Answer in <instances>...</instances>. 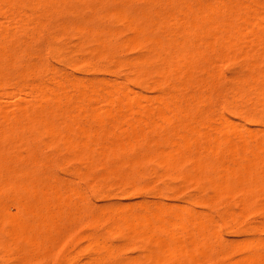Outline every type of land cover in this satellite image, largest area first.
Masks as SVG:
<instances>
[{"label": "rangeland", "instance_id": "rangeland-1", "mask_svg": "<svg viewBox=\"0 0 264 264\" xmlns=\"http://www.w3.org/2000/svg\"><path fill=\"white\" fill-rule=\"evenodd\" d=\"M2 1L3 2H1L0 0V9L3 11V14L0 13V34H2V36L0 35V111L3 112L2 114H4V116H0V119L3 118L2 120H0V186L2 187H0V206L3 208L0 209V213L2 212V210L4 212V210L7 209L8 206L11 204V206H9V209L11 207L13 213L16 212V214H18V218L16 217V221H19V224L16 221L15 223L19 226L21 225V223H23L22 225H29H27L28 228H26L25 230L22 228V231L24 230L25 233H28L26 234V236H28L31 232L32 237H36L35 232H37L39 229L40 232L46 230L47 234L45 232L37 233L38 236L41 235V238L38 237V240H30V237H25V233H19L15 229L16 227L14 226V224H12L13 226H11L15 229V232L13 234L12 231L14 230L10 228L9 223V228H7V221H4V218L6 219V217H1V215L3 214L1 213L0 219L4 217V222H1L2 219L0 220V264H178V262H181L182 264L183 260L184 262L189 260L187 263L183 262L184 264H235L236 262L237 264H239L240 262L243 263L244 261L252 259V257L254 260L258 256L263 258L264 260V155L261 154L262 152L260 153V150L263 151L262 148H264V0H218L219 2L217 0H143V2L142 0H7V2H9L8 6L6 0ZM229 4L230 6H228ZM232 8L235 11L232 10ZM243 8L249 9V12L248 10H246L249 14L244 13L246 11H242ZM204 10H207L204 13L208 15H205L203 13ZM255 12H257L256 18L255 16H252V14L254 15ZM199 13L200 15H198ZM243 13L249 15V19H255H252V21H247L248 16L246 18L247 20L244 19L245 15ZM115 14L120 15L115 16ZM168 15H170L171 17ZM119 17L121 18L119 19ZM199 17H201V21L203 20L201 23H199ZM202 17H204L206 20H204V18ZM207 17L209 19H207ZM227 17L229 18L225 21V18ZM116 18H118V20H116ZM126 18L127 21H125ZM42 22L43 25L41 24ZM246 22L250 24V28H253L254 32L257 31V25H261L259 27L260 29H258L259 31H257L258 33L256 32L255 35H253L252 30V33H250L254 37L256 36V41L254 40L255 38H250L249 33L247 32L249 25H246L245 27ZM253 22H257V25L255 23V25H251ZM201 24H203V26L205 27L202 28ZM193 26H195V28ZM214 26L215 29L212 28ZM221 26L223 29H227V32L225 31L226 33L224 34H230V30L228 29L232 28L235 31L233 33V30L231 29V35L228 36L233 37L232 33L236 36H239V41L235 40V43L232 42L229 43L230 45L227 44L230 47L231 45L233 46L232 48H230L231 50L234 49L232 51L230 49L229 51H226L225 49L227 48V46H225V48L221 45H223L224 42H230L232 39V41H234V38L237 39L238 37L235 36L231 39L226 35L224 36V31H222ZM198 28L201 29L199 30ZM248 31H250V29H248ZM160 32L162 35L160 34ZM134 33H137V36L134 35ZM193 34H195L196 36H193ZM218 35H221V37H219ZM135 36L137 37V39ZM142 36L143 38L146 37V39L141 38ZM132 37L135 39V42L134 40H132ZM139 38L140 42H138ZM221 38L226 40L223 41L221 40ZM95 39H97L98 41ZM183 39H186L189 42L187 43V41L185 42V40ZM214 39H216V41ZM219 39L222 41L220 42L222 44L218 43L221 47H218V44L215 43L219 42ZM153 40L159 42L160 47L163 43V46L161 47L163 48V52H158L160 47L158 46L157 42L154 43ZM181 41L185 43L182 44ZM175 42L177 45L175 44ZM236 42H240L241 45L237 44ZM152 43H154L155 45ZM186 44H188V46ZM206 44L209 45L208 50L205 47L207 46ZM252 44L256 45L253 46ZM180 45H182V48L180 47ZM249 47L251 49H249ZM171 48H173L174 50ZM167 49H170L171 52ZM182 49L184 50L182 51ZM190 49L193 52L197 50V53L199 49V52L201 53L196 54V52H190ZM221 49L222 51H219ZM251 50H253L255 53ZM212 51L213 53H211ZM167 52H169L168 55L171 54L172 56H174L175 54V59L183 61H179V64H183L184 60L185 63L188 64H191L192 61L195 62H193L191 65L193 66V68L190 65H185V67H189V76L187 73V75L185 73H180L182 71H180V69H182L183 66L181 67V65L177 64V60L176 64H173L174 58H172L171 56L169 57L172 58V66H175V68L174 66L173 68L176 69V66L178 65L181 68L177 67V70L179 71L178 73H176L177 70L172 72V66H169L171 67V69L168 68V70L170 69V72L166 70L170 74L171 72H175V77L173 76V74H168V76L167 73H165V69L168 67L166 65L168 64V61H164ZM221 52L224 55L223 57ZM158 53H160V55H158ZM177 53H181L179 56L180 58L178 57ZM184 53L186 56L184 55ZM190 54L193 55L191 56ZM194 54L196 57L194 56ZM187 55L189 59H187ZM159 56L163 57L164 59ZM199 57L202 58L199 59ZM159 58H161L162 63L158 62L160 61L157 60ZM203 58L205 61L203 60ZM143 62L146 63L143 64ZM163 62H165L166 64ZM163 64L167 67H165ZM185 67H183L184 70L186 69ZM247 69L249 71H247ZM154 70L158 72H155ZM187 70L188 68L186 69V72ZM163 72L166 74V82L163 81L164 79L162 80L163 76H165ZM185 76H188L190 79H187V77L184 78ZM159 79H161V81ZM242 80H244L246 84L244 81L242 82ZM248 86H250L251 88ZM38 90L40 92H38ZM80 90H82V92ZM55 93L57 98L55 97ZM45 94H50L49 97H51L49 98L47 96L48 98H43ZM41 95L43 96L42 99ZM117 97H120V99L117 103H115V99H117ZM125 97L128 98V104L132 102L130 103V105L126 104L127 101H125V105L122 104L124 103L123 101L126 99ZM53 98L56 100H54ZM104 98H107L108 101ZM129 98L132 99V101ZM133 99L135 103H137L136 101H138L139 104H135L133 102ZM111 100H113V103L115 105H113ZM161 100L163 102L165 101V104L167 103L166 106L169 105L167 107L169 110L166 108V106L165 109L164 107H162L164 104L161 103ZM109 101L111 103H109ZM169 101L173 104V106H176L175 110L173 109L174 112H172L171 110L172 104L170 105ZM140 104L143 105L141 106ZM116 105H118L117 108ZM138 105L140 106L138 107ZM177 106H179L180 110H182H178L179 112H176V109H179V107ZM119 107L121 109H119ZM134 108H138V110L135 111ZM95 111L98 113L99 117L95 114ZM107 111L110 112L107 113ZM117 111L120 114L117 113ZM115 112L117 115L115 114ZM135 112L136 114H133ZM236 112L237 114H235ZM142 114L145 116H143ZM148 115L149 117H147ZM5 116L7 118H5ZM95 116H97L96 119ZM30 118L33 120H31ZM39 118L41 119V121L39 120ZM4 119L6 120L5 123ZM99 119L102 120L99 121ZM139 119H142L143 121ZM202 119L204 122L202 121ZM38 120L41 122L40 124ZM180 121L182 123H180ZM153 122L154 124H152ZM210 124H212V126ZM214 126L217 128H215ZM137 127L140 130L137 129ZM53 129L57 131V134H54V132L56 131H53ZM189 129L192 131H190ZM193 130L196 133H202L200 134L202 137H208V141L214 140L212 141L213 143H217L218 141H220L223 145L221 143L219 145L218 142V145L214 144V146H212L209 144L206 138L203 139V141L208 142V144L210 145L209 146L206 144V146L203 141L202 143L201 141H198L200 140V136L196 133L192 135V140L190 139L192 136H190L191 134L189 133V131L194 132ZM221 130L225 131L219 134ZM78 131L81 132L78 133ZM88 131L89 133L92 132V135H95H90ZM125 131L127 132L128 136L126 135ZM172 131H175V135L173 134V136H171ZM182 132L183 134L186 132V134L181 136L182 138H180L183 141L188 138L187 135L189 134L188 139H190L189 141L191 142L186 139V144H188V148L190 149L189 151H191L192 156L189 154L190 152H184L182 154L183 148L186 152L188 149L187 145L186 148L181 146L184 145L185 142L180 141V139H177L179 138L180 134H182ZM250 132L252 133L250 134ZM86 133H88L87 135H90V137H87L85 135ZM239 133L241 134V137H244L243 140H245L246 143L240 138L237 139L238 136H240ZM51 134L52 136H50ZM137 134L139 135L138 137H136ZM74 135H76L77 137L74 138ZM83 135H85V138L89 139L84 138L85 143L83 142L84 139L82 141L79 140L78 144L76 145V141L80 138H83ZM121 135H124L125 137H123L125 139L122 138ZM130 135L133 138H131ZM176 135H178L177 138L175 137ZM54 136L58 137L56 138ZM63 136L66 138H64ZM68 136H70V138H74L69 139L73 140L71 141L73 143H71V146H69L70 143L68 140ZM128 137L133 140L138 138V141L136 140L133 142V140L131 139L127 140ZM195 137V141L198 139V143H194ZM174 138L177 140H175ZM67 140L68 143H66ZM172 140L176 141L177 143H173ZM178 141L179 143L183 142V144L179 146ZM189 143H191L190 146ZM83 144L87 146H84ZM118 144L122 146L118 148ZM127 144L128 146H126ZM82 145L83 148H81ZM116 145L118 147H116ZM123 145L125 149L122 148ZM216 145L220 146V149L217 150L218 152H211L213 150L212 147H215ZM129 146H131V148ZM239 146H241L242 150H240ZM245 146L248 148H246ZM205 147L212 148V150L210 151L209 149V151L207 152V150H205L207 148ZM223 147L225 150L222 149ZM170 148H172V150ZM174 148L175 151L177 149L176 152H178L179 150L181 151L182 149L180 153L183 156L178 155L181 159L185 158L184 156H187V154L190 156V159H188L189 157L186 158L185 162H183L182 159V164H179V157H177V154H174V152H172ZM243 148L245 152H243L242 154L241 151H243ZM161 149L163 151H161ZM96 150H99L98 152L100 153V155ZM110 151L112 152V154H110ZM170 151L178 158L177 159L174 155H172L176 158H174L173 160H178V163H171L173 162V160H170L171 158H169V155L171 154ZM162 152H165V154L166 152H169L170 154L167 153V156L164 153L161 154ZM210 152L212 153V155H209L211 154ZM251 152L253 155H251ZM158 153L161 154L162 160H160L164 162L163 168H169L168 166H170L171 163V170L170 168L166 169V172L165 169L162 168V162H160L159 159L157 160V158L160 157L155 158L154 155ZM85 154H87V158ZM73 155H75L77 158ZM164 155L167 158L163 157ZM244 155L247 160L245 159ZM141 156H144V160ZM258 156H260L261 158L259 159ZM163 158L166 159L163 160ZM135 159L138 163L135 162ZM194 159H196V161ZM244 160L245 162L247 161L246 163H248V165L246 163H243ZM165 161L167 163H165ZM248 161H253L254 163L258 162V164H254L252 162L251 164L256 166L255 168H252L251 166H249L250 164ZM134 162L136 164H133ZM156 162L160 167L157 166ZM197 163L199 167L196 166ZM220 163L223 164V167L222 165H220ZM244 164L246 165V167ZM193 165L197 167L195 170L193 169L195 168ZM225 165L230 168L236 167L237 173L235 169V171L232 169L235 174L232 175V171H229L231 169L226 167ZM238 166L241 169L242 167H245L248 172L250 171V174L248 175L249 177L246 174L247 171L245 173L243 172V174H246L245 177L247 176V180L249 178L251 179L248 180V182H253L254 185L250 182H246L247 185L250 184L249 186H251L252 184L251 187H255L253 191L250 190L251 188H248L246 190L247 192L249 191V193L246 192L245 188H247L248 186L245 185L246 183L243 185V183L247 180L244 179V177L243 179L245 181L243 182L241 180V175L243 174H240L239 172H242L243 169H240L241 171L238 170ZM215 167L221 168L217 169ZM223 168L226 170L227 173L229 172L231 174L232 177H230V181L235 179L233 176H238L239 174L242 183L238 179L239 177L236 179H238L239 182L242 184L241 187L246 186L244 188L246 194H243L245 192L238 191L240 183L238 184L239 186L236 187L237 181L235 182V184L233 183V181H231L229 183L230 185L224 183V185H229L228 187L225 185L226 188H224V185V187L219 186L221 187V189L219 188L220 190L218 189L220 194H218V190L217 193H215V189L213 190V188L215 187L213 183V185L210 183L212 185V188H210L211 185L209 186L208 182H214L215 177L216 179L218 178L217 181L219 180V177H221L224 182L228 179L227 177L224 179L225 170ZM200 169H202L203 172L200 171ZM108 170H112L111 173H108ZM197 171L200 172V176H198L199 172ZM159 174L161 175L159 176ZM193 175H195L196 177H193ZM189 176H191L192 179L189 178ZM198 177H200L201 182L199 181ZM228 180L226 182H228ZM197 181L200 184H198ZM217 181L214 182L216 185H218ZM12 183H14L15 186L14 184L12 185ZM125 183H127V185ZM231 184H233V186H235L237 190H235V187H233V189L231 187ZM8 185H12L11 188ZM198 185L200 186V188ZM261 185H263V188H259L261 187ZM12 187H15L17 189ZM28 189L32 191L34 190V192ZM211 189L212 191H214L215 195H213L214 193L210 191ZM242 189L240 188V190ZM45 192H52L51 194L55 193L52 196L53 200L50 199V194L47 193V195ZM44 193L46 194L45 196L42 195ZM18 194L21 196H18ZM29 194H31L30 198L32 196L36 200L38 199L37 201H41V195L42 197L48 196L49 198L46 197V199H50L49 201H52V203L47 201V204L50 203V205L46 206V201L43 198L44 202L41 201L42 204L40 203V201L35 202L39 203V208H37L35 206H38V204H34L35 206L33 205L35 199H29ZM10 196L13 197L10 198ZM27 196L30 201L27 199ZM79 196H82L83 199ZM21 197H23V199ZM18 199L22 203V205L20 206V209H22H19L20 214L17 213L19 211L16 210L17 207L19 208L20 205V203L18 205ZM56 199L57 201H54ZM31 201H33V203H30ZM245 201H248L249 203ZM54 202L55 205L53 204ZM63 202L64 205H62ZM23 203L27 205H23ZM261 203L263 207H261ZM5 204L7 205L6 208ZM28 204L33 205L39 210L40 206L43 205L41 208L42 210H45L49 206L46 211L48 209L49 211H56V219L54 218V213H51V211L47 213L48 215L49 213L53 215V218H50L52 217L51 215L49 218L54 219L51 220L53 221L52 223L58 224V226L52 224L51 221L48 218L47 219L51 223H49L50 227L56 226L52 229L57 230V228H59V236L56 235V237L54 235V238V230H52L51 228H49L50 230L45 229L49 227L47 219L46 222L44 221V223H47V225L40 224H43V220L40 221L38 219H40L41 217L42 219H44V217H46L47 215L45 213L46 211L40 210L42 213L38 211L37 214L32 211V217H28V215L30 214L26 216V214L28 213H26L27 208L30 209L32 207L34 211L37 210L33 208V206ZM247 205H250V207H247ZM24 206L25 210L23 209ZM26 206L28 207L26 208ZM9 209H7L6 211L11 212L12 210ZM160 209H163L162 211H164L166 215ZM22 210H24L26 214L24 213V211L22 213ZM224 210L227 212V214ZM38 213L42 215L43 213L45 214L40 217ZM153 213L159 215V219L162 217L161 219L163 220V224H168L167 222L170 221V225H167V229L171 231V235L170 231L167 229L166 231L163 227H160V229H163V231L162 229L160 231H165L166 235L169 233V235H167L170 236L169 238H171V236L173 237V233L174 235H176L175 231H177V235L179 237L177 235V237H174L178 238L179 242H176L179 243V247L183 248L182 244L184 243L185 248L187 246L185 250H187L191 246L190 250L188 249L189 251H191L192 245H196V247H193L192 249V255H190V253H188L189 255L187 254L188 250L184 251V249H181L183 250L182 256L180 255L182 253L175 254V257H177L176 255H180L181 257L178 256V258H180L181 260L177 258L176 261L174 255L171 256V258L167 256L169 262H171L172 259L173 261L175 260L171 263L166 262L167 258L165 260L162 259L165 262L161 261L159 263V259L164 258L162 256L168 254V252L166 253L165 249L162 250V252L164 251L162 254L165 253L164 255L160 253L161 256L158 257L159 261L153 259L152 256L154 255L150 256V252H154V248L156 247L158 240L159 242L161 241V243L164 242L163 244L165 245V243L167 242L166 239H168V237L166 238L165 235L159 234L157 232V229H159L157 227L162 226V220L160 222L157 219L158 222H160V225L159 223L157 224V220H155V218H157V215H153ZM176 214H182V217L181 215H177L178 217H180L179 219L181 223L185 225H181V227L184 226V230L182 231H180L181 229H179V226L177 225V223H181L180 221H178V217L175 216ZM19 215L23 216L24 219L22 218V220H19ZM130 215L134 217L133 219L131 217L133 223H129L130 220L128 222V220L124 219L126 217L127 219H130ZM117 217L121 219L120 223L122 222V224L118 223L119 219ZM142 217L147 220L148 227L147 225H145L146 230L143 227L144 222H141V220L143 221V219H141ZM135 218L137 219V221L138 218L139 220L141 219L140 221H138L139 223L137 222L136 224H139V230L138 228H136V225H134V227L136 226L134 230H132L133 228H130L133 227V224H135ZM183 218H191L189 220L190 223L188 220H183ZM96 219L98 220V222ZM122 219H124L126 222ZM198 219H200V222H202V224L204 225H202L201 223L199 225ZM173 220L175 221V224ZM37 221H39V223ZM164 221L166 223H164ZM183 221H188L186 223L189 224L186 226L185 222ZM214 222H216V225L214 224ZM123 223L130 224V226L127 225V227L129 226V229H127L126 225H124ZM171 223L174 225H172ZM30 224H34L35 227H32ZM112 224H114V229L111 228L113 226ZM151 224H154L156 226L154 227L153 225V228L156 229V233L150 232L153 229H151L150 227L152 226ZM171 225L173 227L175 226L173 230H171L173 228ZM30 226L32 227L33 231V228H35L34 233L33 231H31ZM36 226L39 229H37ZM40 226H43V229L40 228ZM44 226L46 227L44 228ZM140 226L144 229L141 230L142 228ZM29 227L30 230L28 231ZM122 227L126 228L124 229ZM186 228L189 229L187 230ZM130 229L132 232L135 231V237H133V233L131 234L130 232H126L127 230L130 231ZM48 230L50 231V233ZM9 231L12 233L13 236L15 235L16 237H13ZM142 231H146V233L143 235ZM186 231L187 233H184ZM2 232L3 234L1 235ZM4 233L9 234L10 236H6ZM149 233H155V235H157H152L151 237ZM202 233L203 235L198 236ZM45 234L47 235L45 239L47 240L49 245H47L44 240ZM49 234H52L51 237L53 236L51 240L48 239V236H50ZM205 234L209 236L207 238H209L208 243L210 244L207 243ZM140 235H142L143 239ZM145 235H147V238H149L146 239ZM150 237L153 238V240ZM195 237L197 238L195 239ZM17 238L21 240V242H18ZM26 238H28L31 243L33 241L37 243L36 241H39L40 238L41 242L44 241V243H37L36 246L39 247L40 244H42V248H36L34 245L36 250H34V248H32L33 250H31V247L29 248L30 244L28 241H26ZM57 238H59V240H57ZM163 238L165 239V241H163ZM185 238L189 241L191 239H195V242L199 243V246L200 244H202L200 249L206 242L207 245H209L210 247L206 248L210 249L209 252H206L207 254L203 255L202 251L200 252V249H198L199 251H196L198 245L195 243L192 244L193 241H191V244L190 242L188 243ZM203 238H205V242L204 240H201ZM144 240L146 242H144ZM154 240H156L157 242L155 243ZM147 241L151 243L149 244ZM201 241L204 243H200ZM34 242L33 244H35ZM94 242L98 243L99 248L101 244L102 246H104L103 248H108L104 250L103 248L99 249L97 247L96 250H99L94 252ZM168 242L170 244L172 240H168ZM51 243H53L54 245ZM144 243H148L149 245H152L153 243V245L150 247L148 244ZM4 244L7 246L4 247ZM26 244L28 245V247L26 246ZM169 244H166V246ZM98 245L96 244V246ZM91 246L94 249H92ZM144 247H146L147 249H144ZM149 248L150 254L148 253ZM163 248L166 247L164 246ZM248 248H250V250ZM194 249L196 252L194 251ZM202 249H204L205 251V247H203ZM103 250L105 251V254ZM155 250L158 253L161 251L158 246ZM156 251L154 252L155 255L157 253ZM27 253L31 254L30 258H28L29 256L27 257ZM101 254L102 256H100ZM224 255H226L227 257ZM157 256L158 255H156L155 257L157 258ZM248 256H250V259H248ZM148 257H150V259H148ZM190 258L192 259L191 262ZM244 258L245 260H243ZM66 260L67 263H64L66 262ZM256 260L252 262L256 264V262H258V260ZM263 260L259 259V263L257 264H260ZM249 262L251 261H248L247 264H250Z\"/></svg>", "mask_w": 264, "mask_h": 264}, {"label": "bare ground", "instance_id": "bare-ground-1", "mask_svg": "<svg viewBox=\"0 0 264 264\" xmlns=\"http://www.w3.org/2000/svg\"><path fill=\"white\" fill-rule=\"evenodd\" d=\"M9 1H10V0H9ZM35 1H37V0H35ZM47 1H48V0H47ZM75 1H77V0H75ZM217 1H218V0H217ZM249 1H250V0H249ZM1 2H3V1L1 0ZM28 2H29V1H28ZM61 2H62V1H61ZM142 2H143V0H142ZM218 2H219V1H218ZM229 2H230V1H229ZM6 3H7V6H8L9 2H7V0H6ZM232 3H233V2H232ZM32 4H33V3H32ZM36 4H37V3H36ZM42 4H43V3H42ZM167 4H168V3H167ZM230 4H231V3H230ZM230 4H229L228 6H230ZM29 5H30V4H29ZM38 5H39V4H38ZM238 5H239V4H238ZM245 5H246V4H245ZM4 6H5V3H4ZM242 6H243V5H242ZM248 6H249V5H248ZM262 6H263V5H262ZM0 7H1V6H0ZM11 7H12V6H11ZM38 7H39V6H38ZM65 7H66V6H65ZM188 7H189V6H188ZM240 7H241V6H240ZM244 7H246V6H244ZM3 8H4V7H3ZM217 8H218V7H217ZM42 9H43V7H42ZM58 9H59V8H58ZM235 9H236V8H235ZM254 9H255V8H254ZM0 10H1V9H0ZM13 10H14V8H13ZM49 10H50V9H49ZM52 10H53V9H52ZM114 10H115V9H114ZM117 10H118V9H117ZM191 10H192V9H191ZM218 10H219V9H218ZM229 10H230V9H229ZM232 10H234V9L232 8ZM238 10H239V9H238ZM246 10H248V12H249V9H247V8H243L242 11H246ZM30 11H31V10H30ZM32 11H33V10H32ZM200 11H201V10H200ZM206 11H207V10H206ZM206 11L204 10L203 13L206 12ZM234 11H235V10H234ZM234 11H232V12H234ZM254 11H255V10H254ZM254 11H253V13H254ZM113 12H114V11H113ZM115 12H116V11H115ZM117 12H120V11H117ZM191 12H192V11H191ZM218 12H219V11H218ZM239 12H240V11H239ZM248 12L246 11V12H244V13H248ZM259 12H260V11H259ZM0 13L3 14V11L1 10ZM43 13H44V12H43ZM49 13H50V12H49ZM193 13H194V11H193ZM244 13H243V14H244ZM251 13H252V12H251ZM256 13H257V12H255L254 15L252 14V16H253V17L255 16V18H256V16H257ZM46 14H47V13H46ZM204 14H205V13H204ZM232 14H234V13H232ZM232 14H231V15H232ZM248 14H249V13H248ZM28 15H29V14H28ZM37 15H38V14H37ZM113 15H114V14H113ZM118 15H120V14H118ZM118 15L115 14V16H118ZM198 15H200V13H199ZM205 15H208V14H205ZM212 15H213V14H212ZM231 15H230V17H231ZM244 15H245L246 17H245ZM244 15H242V16H244V19H246L247 16H248V18H247L248 20L246 19L247 21H249V20L252 21V19H253V20L255 19V18L249 19V15H246V14H244ZM263 15H264V14H263ZM34 16H35V14H34ZM34 16H33V17H34ZM115 16H114V17H115ZM156 16H157V15H156ZM168 16H170V15H168ZM195 16H196V15H195ZM195 16H194V17H195ZM202 16H203V14H202ZM47 17H48V16H47ZM170 17H171V16H170ZM204 17H205V16H204ZM204 17H202V18H204ZM238 17H240V16H238ZM120 18H121V17H119V19H120ZM195 18H196V17H195ZM200 18H201V17H199V19H200ZM228 18H229V17L225 18V21H226V19H228ZM232 18H233V16H232ZM168 19H169V18H168ZM179 19H180V18H179ZM193 19H194V18H193ZM197 19H198V18H197ZM207 19H209V18L207 17ZM242 19H243V18H242ZM116 20H118V18H116ZM123 20H124V19H123ZM160 20H161V19H160ZM164 20H165V19H164ZM171 20H172V19H171ZM180 20H181V19H180ZM186 20H187V19H186ZM204 20H206V19L204 18ZM256 20H257V19H256ZM21 21H22V20H21ZM35 21H36V20H35ZM46 21H47V20H46ZM125 21H127V18H126ZM193 21H194V20H193ZM202 21H203V20H202ZM202 21H201V19H200V22H199V23H201ZM210 21H211V20H210ZM15 22H16V21H15ZM162 22H163V21H162ZM242 22H243V21H242ZM19 23H20V22H19ZM151 23H152V22H151ZM154 23H155V22H154ZM174 23H175V22H174ZM194 23H195V22H194ZM214 23H215V22H214ZM225 23H228V22H225ZM229 23H230V22H229ZM254 23H255V22H253L251 25H253ZM9 24H10V23H9ZM41 24L43 25V22H42ZM180 24H181V23H180ZM230 24H231V23H230ZM255 24L257 25V22H256ZM255 24H254V25H255ZM34 25H35V24H34ZM176 25H177V24H176ZM192 25H193V24H192ZM197 25H198V24H197ZM201 25H202V26H201L202 28L205 27V26H203V24H201ZM241 25H242V24H241ZM246 25H249V26H248V29H250V31H248V29H247V32L249 33L250 38H251V37H252V38H255L256 36L254 37L253 35H255V33H256L257 31H259L258 29H260L259 27H260L261 25H257L258 27L256 28V30H257L256 32H254V29H253V28H252V29L250 28L251 26H250V24H249L248 22L245 23V27H246ZM23 26H24V25H23ZM38 26H39V25H38ZM125 26H126V25H125ZM128 26H129V25H128ZM156 26H157V25H156ZM216 26H217V25H216ZM223 26H224V25H223ZM76 27H77V26H76ZM178 27H180V26H178ZM193 27L195 28V26H193ZM206 27H207V26H206ZM252 27H253V26H252ZM136 28H137V27H136ZM196 28H197V27H196ZM208 28H209V27H208ZM212 28L215 29V26L212 27ZM216 28H217V27H216ZM224 28H225V27H224ZM229 28H230V27H229ZM133 29H134V27H133ZM138 29H139V28H138ZM198 29H199V28H198ZM200 29H201V28H200ZM200 29H199V30H200ZM219 29H220V28H219ZM221 29H222V31H224L223 34L227 32V29H226V30L223 29L222 26H221ZM221 29H220V30H221ZM231 29H232V28H231ZM231 29H228V30H230V34L227 33V35L224 34V36H225V35H226V36L231 35V32H232ZM78 30H79V29H78ZM135 30H136V29H135ZM189 30H190V29H189ZM232 30H233V33H234L235 30H234V29H232ZM245 30H246V28H245ZM251 30H252V32H253V35L250 34V33H252ZM32 31H33V30H32ZM159 31H160V30H159ZM202 31H203V30H202ZM206 31H207V30H206ZM225 31H226V32H225ZM99 32H100V31H99ZM99 32H98V33H99ZM136 32H137V31H136ZM140 32H141V31H140ZM185 32H186V31H185ZM208 32H209V30H208ZM220 32H221V31H220ZM228 32H229V31H228ZM114 33H115V32H114ZM233 33H232V35H233V37H235L236 35L233 34ZM257 33H258V32H257ZM136 34H137V33H136ZM136 34L134 33V35H136ZM160 34H161V32H160ZM0 35L2 36V34H0ZM161 35H162V34H161ZM173 35H174V34H173ZM175 35H176V34H175ZM185 35H186V34H185ZM194 35H195V34H193V36H194ZM237 35H238V34H237ZM241 35H242V34H241ZM258 35H259V34H258ZM3 36H4V35H3ZM99 36H100V35H99ZM136 36H137V35H136ZM136 36H135V37H136ZM195 36H196V35H195ZM213 36H214V35H213ZM218 36L221 37V35H218ZM50 37H51V36H50ZM138 37H139V36H138ZM144 37H145V36H144ZM173 37H174V36H173ZM228 37H230L231 39L233 38V37H231V36H228ZM228 37H227V38H228ZM236 37H238V38H237V39L234 38V41H232L233 39H232V40L230 39V40H231L230 42H229V41H228V43L224 42L223 45H221V46H222V47H223V46H224V47L227 46V48H228V46L230 45L229 43H232V42L235 43V40H236V41H239V40H240V39H239V36H236ZM260 37H261V36H260ZM132 38H133V37H132ZM141 38H143V36H142ZM217 38H218V37H217ZM217 38H216V39H217ZM258 38H259V37H258ZM263 38H264V37H263ZM136 39H137V37H136ZM143 39H146V37L143 38ZM162 39H163V38H162ZM166 39H167V38H166ZM216 39H214V40L216 41ZM238 39H239V40H238ZM259 39H260V38H259ZM259 39H258V40H259ZM95 40H97V39H95ZM132 40H134V42H135V39H134V38H133ZM138 40H139L138 42H140V38H139ZM151 40H152V39H151ZM183 40H185V42H186V41L188 40V38H187V40H186V39H183ZM217 40H218V39H217ZM219 40H220V39H219ZM221 40L224 41V40H226V39H222V38H221ZM221 40H220L219 42H215V43H217V44H218V43H219V44H222V43H220V42H222ZM254 40L256 41V38H255ZM258 40H257V41H258ZM97 41H98V40H97ZM97 41H96V42H97ZM101 41H102V40H101ZM101 41H100V42H101ZM141 41H142V40H141ZM146 41H147V40H146ZM146 41H145V42H146ZM153 41H154V40H153ZM245 41H246V40H245ZM259 41H260V40H259ZM259 41H258V42H259ZM143 42H144V41H143ZM155 42H157V41L155 40L154 43H155ZM179 42H180V41H179ZM181 42H182V41H181ZM185 42H182V44L185 43ZM188 42H189V41H187V43H188ZM206 42H207V41H206ZM240 42H241V41H240ZM240 42H239V43L236 42V43L241 45ZM252 42H253V41H252ZM261 42H262V41H261ZM263 42H264V41H263ZM263 42H262V43H263ZM136 43H137V41H136ZM154 43H152V44H154ZM262 43H261V44H262ZM62 44H63V43H62ZM96 44H97V43H96ZM99 44H100V43H99ZM102 44H103V43H102ZM122 44H123V43H122ZM149 44H150V43H149ZM157 44H158V46H159V42H157ZM175 44H176V42H175ZM175 44H174V45H175ZM180 44H181V43H180ZM190 44H191V43H190ZM219 44H218V47H221V46H219ZM225 44H226V45H225ZM227 44H229V45H227ZM243 44H244V43H243ZM97 45H98V44H97ZM154 45H155V44H154ZM161 45L163 46V43H162ZM176 45H177V44H176ZM184 45H185V44H184ZM186 45L188 46V44H186ZM191 45H192V44H191ZM206 45H207V44H206ZM211 45H212V44H211ZM252 45H253V44H252ZM255 45H256V44H254L253 46H255ZM148 46H150V45H148ZM158 46H157V48H158ZM162 46H161V47H162ZM165 46H166V44H165ZM169 46H171V45H169ZM208 46H209V45L205 46L207 50H208ZM215 46H216V45H215ZM246 46H247V45H246ZM153 47H154V46H153ZM155 47H156V46H155ZM159 47H160V46H159ZM161 47H160V48H161ZM173 47H174V46H173ZM180 47L182 48V45H180ZM232 47H233L232 45H231V47L229 46L228 49L225 47V48H226L225 50H226V51H227V50L229 51V49L232 48ZM1 48H2V47H1ZM4 48H5V47H4ZM160 48H159V51H158V52H160V51L163 52V51H162L163 48H161V49H160ZM174 48H175V47H174ZM51 49H52V48H51ZM171 49H173V48H171ZM177 49H178V48H177ZM201 49H202V48H201ZM206 49H205V50H206ZM209 49H210V47H209ZM214 49H215V48H214ZM249 49H251V48L249 47ZM249 49H248V50H249ZM252 49H253V48H252ZM52 50H53V49H52ZM156 50H157V49H156ZM167 50L170 51V49H167ZM173 50H174V49H173ZM183 50H184V49H182V51H183ZM186 50H187V49H186ZM230 50H231V49H230ZM232 50H234V49H232ZM232 50H231V51H232ZM254 50H255V49H254ZM58 51H59V50H58ZM97 51H98V49H97ZM187 51H188V50H187ZM191 51H192V50L190 49V52H191ZM196 51H197V50H196ZM196 51H194V52L192 51V52L195 53ZM219 51H222V49L219 50ZM231 51H230V52H231ZM241 51H242V50H241ZM245 51H246V50H245ZM251 51H253V50H251ZM164 52H165V51H164ZM170 52H171V51H170ZM175 52H176V51H175ZM178 52H179V51H178ZM188 52H189V51H188ZM207 52H208V51H207ZM216 52H217V51H216ZM237 52H238V51H237ZM243 52H244V51H243ZM253 52H254V51H253ZM168 53H169V52H167V55H168ZM182 53H183V52H182ZM198 53H201V52H199V49H198ZM198 53L196 52V54H198ZM211 53H213V51H212ZM219 53H220V52H219ZM225 53H227V52H225ZM254 53H255V52H254ZM180 54H181V53H179V54L177 53L178 57L180 56ZM202 54H203V53H202ZM204 54H206V53H204ZM221 54H222V52H221ZM247 54H248V53H247ZM2 55H3V54H2ZM51 55H52V54H51ZM158 55H160V53H158ZM164 55H165V54H164ZM167 55H165V59L168 57V58H167L168 60H167V59L165 60V59H164L163 57H161V56H159V57H161L162 59H164L165 62L168 61V64H166L165 62H163V63H165V64L168 66V67H167V66H165V65L163 64L165 67H167V68L165 69V73H167V75H168V74H170L169 72H170V69H171V67H169V66H172V61H171V59L174 58L175 54H174V56H172V55H173V51H172V55H171V54H169L168 56H167ZM184 55H185V53H184ZM188 55H189V54H188ZM188 55H187V59H189V58H188ZM190 55H191V54H190ZM192 55H193V54H192ZM192 55H191V56H192ZM213 55H215V54H213ZM219 55H220V54H219ZM219 55H218V56H219ZM226 55H227V54H226ZM155 56H157V55H155ZM169 56H171L172 58L169 57ZM185 56H186V55H185ZM194 56H195V54H194ZM201 56H202V55H201ZM223 56H224V55L222 54V57H223ZM228 56H229V53H228ZM176 57H177V56H176ZM178 57H177V58H178ZM195 57H196V56H195ZM197 57H198V55H197ZM208 57H209V56H208ZM219 57H220V56H219ZM246 57H248V56H246ZM6 58H7V57H6ZM161 58L157 59V60H160V61H158L159 63H162V62H161ZM179 58H180V57H179ZM181 58H182V55H181ZM192 58H193V57H192ZM200 58H202V57H199V59H200ZM204 58H205V57H204ZM204 58H203V60H204ZM216 58H217V57H216ZM62 59H63V58H62ZM169 59H170V60H169ZM174 59H175V58H174ZM174 59H173V64H174V63L176 64V60H177V64H179V61H180V60H179V59H175V60H174ZM195 60H196V58H195ZM252 60H253V58H252ZM162 61H163V60H162ZM181 61H182V60H181ZM181 61H180V62H181ZM204 61H205V60H204ZM250 61H251V60H250ZM148 62H149V60H148ZM170 62H171V63H170ZM182 62H183V61H182ZM188 62H190V61H188ZM193 62H194V61H192V63H193ZM138 63H139V62H138ZM144 63H146V62H143V64H144ZM150 63H151V62H150ZM184 63H185V60H184ZM184 63H183V64L180 63L179 65H181V67H182V66L185 67V65H186V66H189V65L191 66V65H192V63H191V64H190V63H189V64H188V63H185V64H184ZM194 63H195V62H194ZM205 63H206V62H205ZM216 63H217V62H216ZM252 63H253V62H252ZM74 64H75V63H74ZM170 64H171V65H170ZM187 64H188V65H187ZM197 64H200V63H197ZM206 64H207V63H206ZM255 64H256V63H255ZM148 65H149V64H148ZM148 65H147V66H148ZM179 65L176 66V69H174L175 66L173 65L174 68H173V66H172V68H173V69H172V72H173V71H176L178 68H181ZM194 65H195V64H194ZM256 65H257V64H256ZM142 66H143V65H142ZM177 67H178V68H177ZM183 67H182V69H180V71L182 70L180 73H185V74L187 73V74H188V73H189V67H185L186 69L188 68L187 72H186V69H185V70L183 69ZM191 67L193 68V66H191ZM191 67H190V69H191ZM196 67H197V65H196ZM254 67H255V65H254ZM168 68H170V69L168 70ZM203 68H204V67H203ZM206 68H207V66H206ZM218 68H219V67H218ZM249 68H250V67H249ZM142 69H143V68H142ZM211 69H212V68H211ZM86 70H87V69H86ZM88 70H89V69H88ZM140 70H141V69H140ZM166 70H168L169 72L166 71ZM218 70H219V69H218ZM143 71H144V70H143ZM154 71H155V70H154ZM162 71H164V70H162ZM190 71H191V70H190ZM202 71H203V70H202ZM247 71H249V70L247 69ZM253 71H254V69H253ZM259 71H260V70H259ZM259 71H258V72H259ZM85 72H86V71H85ZM149 72H150V71H149ZM155 72H158V71H155ZM172 72H171V74H173V76H174V73H175V72H174V73H172ZM178 72H179V71L177 70L176 73H178ZM20 73H21V72H20ZM163 73H164V72H163ZM163 73H162V74H163ZM165 73H164V74H165ZM176 73H175V74H176ZM202 73H203V72H202ZM205 73H206V72H205ZM156 74H158V73H156ZM159 74H160V73H159ZM171 74H170V75H171ZM185 74H184V75H185ZM187 74H186V75H187ZM190 74H191V73H190ZM211 74H212V73H211ZM211 74H210V75H211ZM214 74H215V72H214ZM263 74H264V73H263ZM160 75H161V74H160ZM180 75H181V74H180ZM19 76H20V75H19ZM156 76H157V75H156ZM161 76H162V75H161ZM168 76H169V75H168ZM182 76H183V75H182ZM182 76H181V77H182ZM188 76H189V74H188ZM188 76H185L184 78L187 77V79H188V78H189ZM165 77H166V74H165V76H163V78L161 77L162 80L164 79L163 81H165V79H166ZM174 77H175V76H174ZM261 77H262V76H261ZM51 78H52V77H51ZM182 78H183V77H182ZM29 79H30V77H29ZM43 79H44V78H43ZM66 79H67V78H66ZM187 79H185V80H187ZM189 79H190V78H189ZM250 79H251V78H250ZM159 80L161 81V79H159ZM181 80H182V79H181ZM196 80H197V79H196ZM170 81H171V80H170ZM198 81H199V80H198ZM243 81H244V80H242V82H243ZM48 82H50V81H48ZM103 82H104V81H103ZM165 82H166V81H165ZM196 82H197V81H196ZM244 82H245V81H244ZM107 83H108V82H107ZM179 83H180V82H179ZM194 83H195V82H194ZM27 84H28V83H27ZM169 84H170V83H169ZM198 84H199V83H198ZM245 84H246V82H245ZM250 84H251V83H250ZM89 85H90V84H89ZM166 85H167V84H166ZM189 85H190V83H189ZM191 85H192V83H191ZM195 85H197V84H195ZM96 86H97V85H96ZM236 86H237V85H236ZM246 86H247V85H246ZM250 86H251V85H250ZM250 86H248V87H250ZM46 87H47V86H46ZM46 87H44V88H46ZM112 87H113V86H112ZM166 87H167V86H166ZM168 87H169V86H168ZM174 87H175V86H174ZM57 88H58V87H57ZM126 88H127V87H126ZM236 88H237V87H236ZM250 88H251V87H250ZM48 89H49V88H48ZM190 89H191V88H190ZM203 89H204V88H203ZM209 89H210V88H209ZM42 90H43V89H42ZM129 90H130V89H129ZM175 90H176V89H175ZM250 90H251V89H250ZM46 91H47V90H46ZM58 91H59V90H58ZM61 91H62V90H61ZM80 91L82 92V90H80ZM80 91H79V92H80ZM126 91H127V89H126ZM198 91H199V90H198ZM208 91H209V90H208ZM227 91H228V90H227ZM38 92H40V91L38 90ZM42 92H43V91H42ZM44 92H45V91H44ZM242 92H243V91H242ZM250 92H251V91H250ZM49 93H50V92H49ZM53 93H54V91H53ZM91 93H92V92H91ZM105 93H106V92H105ZM111 93H112V92H111ZM165 93H166V92H165ZM194 93H195V92H194ZM217 93H218V92H217ZM239 93H240V92H239ZM50 94H51V93H50ZM50 94H49V95H50ZM59 94H60V93H59ZM75 94H76V93H75ZM112 94H113V93H112ZM112 94H111V95H112ZM123 94H124V93H123ZM134 94H135V93H134ZM134 94H133V95H134ZM30 95H31V94H30ZM45 95H46V94H45ZM45 95H44V97L41 95V99H42V97H43V98H45V97L48 98V97H49L48 94H47L46 96H45ZM80 95H81V94H80ZM106 95H107V94H106ZM131 95H132V94H131ZM234 95H235V94H234ZM34 96H35V95H34ZM39 96H40V95H39ZM47 96H48V97H47ZM78 96H79V95H78ZM109 96H110V95H109ZM138 96H139V94H138ZM194 96H195V95H194ZM50 97H51V96H50ZM50 97H49V98H50ZM52 97H53V94H52ZM55 97L57 98L56 93H55ZM55 97H54V98H55ZM68 97H69V96H68ZM123 97H124V96H123ZM174 97H175V96H174ZM249 97H250V96H249ZM34 98H35V97H34ZM34 98H33V100H34ZM54 98H53V99H54ZM125 98H126V99L123 101L124 103H122V104H124V105H125V103H126L125 101L128 100L127 97H125ZM133 98H134V97H133ZM203 98H204V97H203ZM233 98H234V97H233ZM237 98H238V97H237ZM53 99H52V100H53ZM92 99H93V98H92ZM104 99L107 100V98H104ZM112 99H113V98H112ZM119 99H120V97H119V98L117 97V99H115V101H116L115 103H117ZM129 99H130V98H129ZM134 99H135V98H134ZM134 99H133V102H134ZM163 99H164V98H163ZM182 99H183V97H182ZM209 99H210V98H209ZM238 99H239V98H238ZM245 99H246V98H245ZM43 100H45V99H43ZM54 100H56V99H54ZM105 100H104V101H105ZM130 100L132 101V99H130ZM180 100H181V99H180ZM107 101H108V100H107ZM161 101H162V100H161ZM186 101H187V100H186ZM57 102H59V101H57ZM94 102H95V101H94ZM111 102L113 103V100H111ZM111 102L109 101V103H111ZM120 102H121V101H120ZM136 102L139 104L138 101H136ZM164 102H165V101H164ZM164 102H163V101L161 102V103H163L164 105H163V104H160V105H163L162 107H164V109H165V106H166L167 103L165 104ZM44 103H45V101H44ZM62 103H63V102H62ZM62 103H61V104H62ZM130 103H132V102H130ZM130 103L128 104V101H127L126 104L130 105ZM134 103H135V102H134ZM137 103H135V104H137ZM159 103H160V102H159ZM169 103H170V101H169ZM169 103H168V104H169ZM181 103H182V102H181ZM242 103H243V102H242ZM249 103H251V102H249ZM254 103H255V102H254ZM36 104H37V103H36ZM107 104H108V103H107ZM171 104H172V103H170V105H171ZM179 104H180V103H179ZM231 104H232V103H231ZM240 104H241V103H240ZM113 105H115V104L113 103ZM113 105H112V106H113ZM132 105H133V104H132ZM140 105L142 106L143 104H140ZM140 105H138V107H139ZM174 105H175V103H174ZM184 105H185V103H184ZM92 106H93V105H92ZM92 106H91V107H92ZM95 106H96V105H95ZM117 106H118V105H116V108H117ZM119 106H120V105H119ZM136 106H137V105H136ZM136 106H134V107H136ZM168 106H169V105H168ZM168 106H166V108H167ZM241 106H242V105H241ZM126 107H127V106H126ZM126 107H125V108H126ZM144 107H145V106H144ZM170 107H171V106H170ZM170 107H169V108H170ZM172 107H174V108H172ZM172 107H171V110H172V112H174L173 109L175 110V107H176V106H173V104H172ZM177 107H179V106H177ZM140 108H141V107H140ZM20 109H21V108H20ZM119 109H121V108L119 107ZM167 109H168V108H167ZM167 109H166V110H167ZM126 110H128V109H126ZM130 110H131V109H130ZM130 110H129V111H130ZM134 110L137 111L138 108H137V109L134 108ZM162 110H163V109H162ZM168 110H169V109H168ZM171 110H170V111H171ZM178 110H180V107H179V109H178V108L176 109V112H177ZM181 110H182V109H181ZM181 110H180V111H181ZM251 110H252V109H251ZM44 111H45V110H44ZM132 111H133V109H132ZM0 112H1V111H0ZM18 112H19V111H18ZM36 112H37V111H36ZM95 112H96V111H95ZM103 112H104V111H103ZM109 112H110V111H107V113H109ZM147 112H148V111H147ZM167 112H168V111H167ZM178 112H179V111H178ZM245 112H246V111H245ZM250 112H251V111H250ZM2 113H3V112L0 113V116H2V115L4 116V114H2ZM113 113H114V112H113ZM117 113H119V112L117 111ZM140 113H141V112H140ZM140 113H138V114H140ZM150 113H151V112H150ZM183 113H184V112H183ZM197 113H198V112H197ZM263 113H264V112H263ZM49 114H50V113H49ZM95 114L98 116V113H97V112H96ZM115 114H116V112H115ZM119 114H120V113H119ZM129 114H130V113H129ZM133 114H136V112L133 113ZM144 114H145V113H144ZM168 114H169V113H168ZM173 114H174V113H173ZM180 114H181V113H180ZM235 114H237V112H236ZM116 115H117V114H116ZM142 115H143V114H142ZM181 115H182V114H181ZM240 115H242V114H240ZM256 115H257V114H256ZM33 116H34V115H33ZM97 116H95V119H96ZM143 116H145V115H143ZM168 116H169V115H168ZM196 116H197V115H196ZM236 116H237V115H236ZM238 116H239V115H238ZM98 117H99V116H98ZM124 117H125V116H124ZM127 117H128V116H127ZM127 117H126V118H127ZM147 117H149V115H148ZM178 117H179V116H178ZM182 117H183V116H182ZM5 118H7V117L5 116ZM40 118H41V117H40ZM40 118H39V120L41 121ZM101 118H102V117H101ZM110 118H112V117H110ZM135 118H136V117H135ZM145 118H146V117H145ZM167 118H169V117H167ZM173 118H174V117H173ZM175 118H176V117H175ZM196 118H197V117H196ZM2 119H3V118H2ZM2 119H0V120H2ZM30 119H31V118H30ZM90 119H91V118H90ZM147 119H148V118H147ZM152 119H153V118H152ZM4 120H5V119H4ZM16 120H17V119H16ZM31 120H33V119H31ZM31 120H29V121H31ZM35 120H36V119H35ZM39 120H38V121H39ZM101 120H102V119H99V121H101ZM136 120H137V119H136ZM139 120H142V119H139ZM166 120H167V119H166ZM200 120H201V119H200ZM215 120H216V119H215ZM250 120H251V119H250ZM40 121H39V124L41 123ZM59 121H60V120H59ZM70 121H71V120H70ZM115 121H116V120H115ZM142 121H143V120H142ZM202 121H203V119H202ZM5 122H6V120L4 121V123H5ZM34 122H35V121H34ZM44 122H45V121H44ZM50 122H51V120H50ZM123 122H124V121H123ZM166 122H167V121H166ZM203 122H204V121H203ZM212 122H213V121H212ZM17 123H18V122H17ZM42 123H43V122H42ZM125 123H126V122H125ZM180 123H182V122L180 121ZM59 124H60V123H59ZM71 124H72V123H71ZM73 124H74V123H73ZM152 124H154V122H153ZM155 124H156V123H155ZM6 125H7V124H6ZM45 125H46V124H45ZM45 125H44V126H45ZM158 125H159V124H158ZM170 125H171V124H170ZM201 125H202V124H201ZM210 125L212 126V124H210ZM213 125H214V124H213ZM37 126H38V125H37ZM69 126H70V125H69ZM112 126H113V125H112ZM112 126H111V127H112ZM121 126H122V125H121ZM180 126H181V124H180ZM222 126H223V125H222ZM5 127H6V126H5ZM8 127H9V126H8ZM53 127H54V126H53ZM58 127H59V126H58ZM177 127H178V126H177ZM183 127H184V126H183ZM194 127H195V126H194ZM202 127H203V126H202ZM208 127H210V126H208ZM214 127H215V126H214ZM234 127H235V126H234ZM45 128H46V127H45ZM47 128H48V127H47ZM112 128H113V127H112ZM120 128H121V127H120ZM122 128H123V127H122ZM133 128H134V127H133ZM140 128H141V127H140ZM215 128H217V127H215ZM225 128H226V127H225ZM235 128H236V127H235ZM9 129H10V128H9ZM137 129H139V128L137 127ZM190 129H191V128H190ZM190 129H189V130H190ZM195 129H196V128H195ZM195 129H194V130H195ZM49 130H50V129H49ZM59 130H60V129H59ZM67 130H68V129H67ZM69 130H71V129H69ZM139 130H140V129H139ZM174 130H175V129H174ZM194 130H193V131H194ZM204 130H205V129H204ZM213 130H214V129H213ZM244 130H245V129H244ZM248 130H249V128H248ZM8 131H9V130H8ZM37 131H38V130H37ZM53 131H56V130L53 129ZM81 131H84V130H81ZM81 131H78V133H80ZM107 131H108V130H107ZM128 131H129V130H128ZM132 131H133V130H132ZM142 131H143V130H142ZM190 131H192V130H190ZM190 131H189V133L191 134L190 136H192V135H194V134L196 133L195 131H194V132H190ZM196 131H198V130H196ZM224 131H225V130H224ZM224 131L221 130L219 134H221V132H224ZM58 132H59V131H58ZM65 132H66V131H65ZM65 132H64V133H65ZM73 132H74V131H73ZM122 132H123V131H122ZM125 132H126V131H125ZM135 132H136V131H135ZM135 132H134V133H135ZM138 132H139V131H138ZM140 132H141V131H140ZM155 132H156V131H155ZM174 132H175V131H174ZM174 132H173V131L171 132V134H172L171 136H173ZM218 132H219V130H218ZM36 133H37V132H36ZM55 133L57 134V131L54 132V134H55ZM67 133H69V132H67ZM88 133H89V131H88ZM88 133H86L85 135H86L87 137H90V135H92V134H91L92 132L89 133V134H90L89 136L87 135ZM251 133H252V132H250V134H251ZM254 133H255V132H254ZM58 134H59V133H58ZM75 134H76V133H75ZM101 134H102V133H101ZM120 134H121V133H120ZM120 134H119V135H120ZM122 134H123V133H122ZM185 134H186V132H185L184 134H183V132H182V134H180L179 138H177V136H178L179 134L176 135L175 137H176L177 139H180V138H182L181 136H183V135H185ZM196 134H199V132H197ZM200 134H202V133H200ZM200 134H199V136H200V140L197 139L198 141H201V143H202L203 139H206V138H207V141H208V137H206V136L203 135V136L205 137V138H204V137H202ZM222 134H223V133H222ZM239 134H240V133H239ZM239 134H236V135H239ZM61 135H62V134H61ZM61 135H59V136H61ZM63 135H64V134H63ZM66 135H67V134H66ZM85 135H83L84 137L82 136L83 138H80V139L76 138V139H78L77 141H76V139H75V141H76L77 143H75V142H74V143L77 145L79 140L82 141V140L85 138ZM94 135H95V134H94ZM94 135H92V136H94ZM124 135H125V133H124ZM124 135H123V136H124ZM126 135H127V132H126ZM135 135H136V134H135ZM154 135H155V134H154ZM174 135H175V134H174ZM33 136H34V135H33ZM50 136H52V134H51ZM70 136H71V135H70ZM70 136H68V137H69L68 140L72 138V137L70 138ZM92 136H91V137H92ZM121 136H122V135H121ZM123 136H122V138L125 137V136H124V137H123ZM127 136H128V135H127ZM130 136H131V135H130ZM138 136H139V135L137 134L136 137H138ZM142 136H143V135H142ZM168 136H169V135H168ZM195 136H197V135H195ZM199 136H197V137H199ZM253 136H254V135H253ZM45 137H46V136H45ZM54 137L57 138L58 136H54ZM63 137H64V136H63ZM73 137L75 138V137H77V136L74 135ZM95 137H96V136H95ZM110 137H111V136H110ZM136 137H135V138H136ZM140 137H141V136H140ZM187 137L189 138V134L187 135ZM59 138H60V137H59ZM64 138H66V137H64ZM74 138H72V139H74ZM122 138H121V139H122ZM131 138H133V137L131 136ZM131 138L128 137L127 140H129V139H131ZM161 138H162V137H161ZM161 138H160V139H161ZM163 138H165V137H163ZM183 138H184V137H183ZM188 138H186V139H188ZM192 138H193V136H192L190 139H192ZM235 138H236V137H235ZM239 138H240L241 140L244 139V137H241V134H240V136H238L237 139H239ZM249 138H250V137H249ZM249 138H248V139H249ZM253 138H254V137H253ZM85 139H89V138H85ZM85 139H84V141H83L84 143H85ZM118 139H119V138H118ZM121 139H120V141H121ZM124 139H125V138H124ZM171 139H172V138H171ZM171 139H170V140H171ZM174 139H175V138H174ZM177 139H175V140H177ZM184 139H185V138H184ZM186 139H185V141H183L182 139H180V141H183V142H185V143H184V145H181V144H183V142H182V143H179V141H178V143H179L178 145H179V146L181 145L182 147H185V148H186V145H187V148H188V144H186ZM190 139H188V141H189ZM195 139H196V137L194 138V143L197 142V140L195 141ZM201 139H202V140H201ZM246 139H247V138H246ZM250 139H251V138H250ZM68 140H67L66 143H68ZM131 140H133V139H131ZM136 140L138 141V138H136L135 140H133V142L136 141ZM192 140H193V139H192ZM219 140H220V139H219ZM64 141H65V140H64ZM71 141H73V140H69V143H70L69 146H71V145L73 144ZM86 141H87V140H86ZM115 141H116V140H115ZM120 141H119V142H120ZM124 141H125V140H124ZM142 141H143V140H142ZM164 141H165V140H164ZM164 141H163V142H164ZM212 141H214V140H212ZM212 141H211V140L208 141L209 144L212 145V146H214V144H217L218 142H219V143H218L219 145H220V143L222 144V142H220V141H218L217 143H216V142L213 143ZM221 141H222V140H221ZM243 141L245 142V140H243ZM249 141H250V140H249ZM129 142H130V141H129ZM172 142H173V143H174V142L177 143L176 141H173V140H172ZM172 142H171V143H172ZM189 142H191V141H189ZM208 142H204V141H203V143H205V145H206V144L209 145ZM250 142H251V141H250ZM52 143H53V142H52ZM61 143H62V142H61ZM71 143H72V144H71ZM116 143H118V142H116ZM121 143H122V142H121ZM125 143H126V142H125ZM130 143H131V142H130ZM135 143H137V142H135ZM154 143H155V142H154ZM194 143H193V144H194ZM197 143H198V142H197ZM245 143H246V142H245ZM62 144H63V143H62ZM128 144H129V143H128ZM128 144H127L126 146H128ZM133 144H134V143H133ZM143 144H145V143H143ZM218 144H217V145H218ZM243 144H244V143H243ZM247 144H248V143H247ZM257 144H258V143H257ZM83 145H84V146H87V145H85V144H83ZM83 145L81 146V148H83ZM102 145H103V144H102ZM110 145H111V144H110ZM129 145H130V144H129ZM135 145H136V144H135ZM152 145H153V144H152ZM171 145H172V144H171ZM173 145H174V144H173ZM175 145H176V144H175ZM190 145H191V143H189V146H190ZM207 145H206V146H207ZM210 145H209V146H210ZM217 145H216V146H217ZM222 145H223V144H222ZM118 146H119V147H118ZM118 146L116 145V147L120 148V146H122V145H119V144H118ZM133 146H134V145H133ZM199 146H200V145H199ZM212 146H211V147H212ZM216 146H215V147H216ZM249 146H250V145H249ZM99 147H100V146H99ZM110 147H111V146H110ZM129 147L131 148V146H129ZM174 147H175V146H174ZM203 147H204V145H203ZM215 147H212L214 151L212 150V148H209V147H208V148L205 147V148H207V149H205V150H207V152H208L209 149H210V151L212 150L211 152H213V153H214V152H218L217 150L220 149V146H217L216 148H215ZM245 147H246V146H245ZM255 147H256V146H255ZM97 148H98V147H97ZM100 148H101V147H100ZM122 148H124V145H123ZM122 148H121V149H122ZM157 148H158V147H157ZM177 148H178V147H177ZM192 148H193V147H192ZM239 148H240V150H242L241 146H239ZM246 148H248V147H246ZM250 148H251V147H250ZM71 149H72V148H71ZM79 149H80V148H79ZM106 149H107V148H106ZM110 149H111V148H110ZM124 149H125V148H124ZM126 149H127V148H126ZM128 149H129V148H128ZM141 149H142V148H141ZM170 149L172 150V148H170ZM178 149H179V148H178ZM180 149H181V148H180ZM198 149H199V148H198ZM222 149L225 150L224 147H223ZM257 149H258V148H257ZM262 149H263V151H264V148H262ZM68 150H69V149H68ZM73 150H74V148H73ZM114 150H115V148H114ZM184 150H185L184 148H183V151H182V149H181L182 154H183L184 152H185V153L190 152L189 154L192 156L191 151H189V150H190L189 148L187 149V152L184 151ZM215 150H216V151H215ZM64 151H65V150H64ZM84 151H85V150H84ZM84 151H83V152H84ZM96 151H97V150H96ZM98 151H99V150H98ZM98 151H97V152H98ZM103 151H104V150H103ZM103 151H102V153H103ZM156 151H157V150H156ZM161 151H163V150L161 149ZM168 151H169V150H168ZM176 151H177V149H176ZM176 151H175V148H174V150H173L172 152H174V154H177V157H179L180 155L183 156V155L180 153V152H181L180 150H179L178 152H176ZM250 151H251V150H250ZM250 151H249V152H250ZM263 151L260 150V153L262 152V153H261L262 155H264ZM58 152H59V151H58ZM104 152H105V151H104ZM108 152H109V151H108ZM110 152H111V151H110ZM134 152H135V151H134ZM143 152H144V150H143ZM154 152H155V151H154ZM175 152H176V153H175ZM194 152H195V151H194ZM196 152H197V151H196ZM211 152H210V153H211ZM226 152H227V151H226ZM228 152H229V151H228ZM241 152H242V154H243V152H245L244 148H243V151H241ZM249 152H247V153H249ZM257 152H258V151H257ZM75 153H76V152H75ZM98 153H99V152H98ZM98 153H97V154H98ZM114 153H116V152H114ZM136 153H137V152H136ZM159 153H160V151H159ZM159 153H158V154H159ZM163 153L165 154V152H162L161 154H163ZM167 153H169V152H166L165 155L168 156ZM170 153H171V151H170ZM170 153H169V154H170ZM179 153H180V154H179ZM68 154H69V153H68ZM91 154H92V153H91ZM110 154H112V152H111ZM119 154H120V152H119ZM134 154H135V153H134ZM138 154H139V153H138ZM138 154H137V155H138ZM158 154H154V155H155V158L160 157V158H157V160H158V159L160 160V159H161V154H159V156H158ZM174 154L171 153V154L169 155V158H171L170 160H173V159L176 157ZM205 154H206V153H205ZM215 154H216V153H215ZM228 154H229V153H228ZM234 154H235V153H234ZM255 154H256V151H255ZM255 154H254V155H255ZM258 154H259V153H258ZM258 154H257V155H258ZM75 155H76V154H75ZM75 155H73V156H75ZM85 155H86V158H87V154H85ZM99 155H100V153H99ZM104 155H105V153H104ZM113 155H114V154H113ZM115 155H116V154H115ZM165 155H164L163 157H166ZM172 155H174L175 157L172 156ZM178 155H179V156H178ZM185 155H186V154H185ZM209 155H212V153L209 154ZM216 155H217V154H216ZM251 155H253L252 152H251ZM257 155H256V156H257ZM262 155H261V156H262ZM102 156H103V154H102ZM102 156H101V157H102ZM144 156H145V155H144ZM144 156H141V157H143V160H144ZM171 156H172L173 158H172ZM203 156H204V155H203ZM63 157H64V156H63ZM75 157H76V156H75ZM177 157H176V158H177ZM184 157H185V158H182V159H183V162H185V159L188 158V157H189L188 159H190V156H189L188 154H187V156H184ZM212 157H213V156H212ZM214 157H215V156H214ZM216 157H218V156H216ZM244 157H245V155H244ZM258 157H259V159L261 158L260 156H258ZM76 158H77V157H76ZM102 158H103V157H102ZM102 158H101V159H102ZM108 158H109V156H108ZM112 158H114V157H112ZM135 158H136V156H135ZM147 158H148V157H147ZM152 158H153V156H152ZM155 158H154V159H155ZM166 158H167V157H166ZM166 158H163V160H165ZM169 158H168V159H169ZM176 158H175V159H176ZM191 158H192V157H191ZM229 158H230V156H229ZM247 158H248V157H247ZM89 159H90V158H89ZM99 159H100V158H99ZM106 159H107V158H106ZM140 159H141V158H140ZM177 159H178V158H177ZM182 159L179 157V161H180V162H179L178 160H177V161L173 160V162H171V163L174 164V163H176V162H177V163L179 162V164H180V163L182 164V162H181ZM243 159H244V158H243ZM245 159H246V157H245ZM83 160H84V159H83ZM113 160H114V159H113ZM135 160H136V159H135ZM147 160H151V159H147ZM161 160H162V159H161ZM161 160H160V162H162V164H163V165H162V168H163V166H164V162L161 161ZM170 160H169V161H170ZM194 160L196 161V159H194ZM246 160H247V159H246ZM99 161H100V160H99ZM133 161H134V159H133ZM166 161H168V160H166ZM166 161H165V163H167ZM253 161H254V159H253ZM253 161H252V162H253ZM83 162H84V161H83ZM87 162H88V161H87ZM92 162H93V161H92ZM108 162H109V161H108ZM135 162H137V160H136ZM135 162H134L133 164H136ZM149 162H150V161H149ZM187 162H188V160H187ZM192 162H193V160H192ZM229 162H230V161H229ZM246 162H247V161H246ZM246 162H245V160H244L243 163H246ZM248 162H249V161H248ZM252 162H251V161L249 162V164H250L249 166H251L252 168H255L256 166H255V165H252V164H251ZM104 163H105V162H104ZM137 163H138V162H137ZM169 163H170V162H169ZM171 163H170V166L172 167V164H171ZM207 163H208V162H207ZM223 163H224V162H223ZM231 163H233V162H231ZM235 163H236V162H235ZM253 163H254V162H253ZM255 163L258 164V162H255ZM255 163H254V164H255ZM89 164H90V162H89ZM127 164H128V163H127ZM144 164H145V163H144ZM156 164H157V162H156ZM179 164H178V165H179ZM193 164H194V162H193ZM199 164H200V163H199ZM215 164H216V163H215ZM238 164H239V163H238ZM246 164L248 165V163H246ZM99 165H100V164H99ZM151 165H152V164H151ZM154 165H155V163H154ZM168 165H169V164H168ZM176 165H177V164H176ZM176 165H175V166H176ZM220 165H222V167H223V164H222V163H220ZM244 165H245V164H244ZM260 165H261V164H260ZM89 166H90V165H89ZM124 166H125V165H124ZM137 166H138V165H137ZM157 166H159V165L157 164ZM170 166H168V167H169L170 170H171V167H170ZM190 166H192V165H190ZM193 166L195 167V168H193L194 170L197 168L196 166L199 167L198 163H197L196 166H195V165H193ZM201 166H202V165H201ZM225 166H226V165H225ZM232 166H233V165H232ZM4 167H5V166H4ZM42 167H43V166H42ZM94 167H95V166H94ZM96 167H97V166H96ZM159 167H160V166H159ZM226 167H228V166H226ZM226 167H225V168H226ZM241 167H242V166H241ZM245 167H246V165H245ZM245 167H242V169H243L244 171H243L239 166L237 167L238 170H240V169L242 170V172H239L240 174H243V172L245 173V172L247 171V169H245ZM251 167H250V168H251ZM5 168H6V167H5ZM114 168H115V167H114ZM169 168H166V167H165V168H163V169H165V171H166V169H169ZM173 168H174V166H173ZM200 168H201V167H200ZM215 168H217V167H215ZM218 168L220 169L221 167H218ZM218 168H217V169H218ZM228 168H230V167H228ZM248 168H249V167H248ZM191 169H192V167H191ZM223 169H224V168H223ZM223 169H222V172H223ZM230 169H231V170H229V171H230V172L232 171L231 174H232V175H235L234 172H233V170H234V169L236 170V167H235V168L232 167V168H230ZM232 169H233V170H232ZM197 170H199V169H197ZM203 170H204V169H203ZM224 170H225V169H224ZM235 170H234V171H235ZM241 170H240V171H241ZM249 170H250V169H249ZM252 170H253V169H252ZM252 170H251V171H252ZM111 171H112V170H111ZM111 171L108 170V173H109V172L111 173ZM192 171H193V170H192ZM200 171H202V169H200ZM207 171H208V170H207ZM227 171H228V169H227ZM166 172H167V171H166ZM175 172H177V171H175ZM197 172H199V171H197ZM202 172H203V171H202ZM224 172H225V174L223 173L224 176H225L224 179L227 177V178L229 179V180L227 179L228 182H226L227 180L224 182V180H223L221 177H219V180H218V181H217L218 178H217V179H216V177L214 178V179H215L214 182L217 181V184H218V185H216L214 182H208V181H207V182L209 183V186H210L212 183L215 185V187L213 188V190L215 189V190H214L215 193H217V190H218L219 188L221 189V187H224V186L226 185V184L224 185V183L229 184L231 181H233L234 184H235V182L237 181V185H236V187H238V186H239L238 184H239L240 182L242 183V181L244 182V181H245L244 179L247 180L246 177L250 174V171H249V172L247 171V173H246L247 176H246V177H245L246 174H243L244 176L241 175V177H242L241 180H242V181L240 180L241 177H239V174H238V176L236 175L237 177H236V176H233L235 179L239 177V178H238V179L240 180V182H239L238 179H236V180L234 179V180H231V181H230V179H231L230 177H232L231 174H230L229 172L227 173L226 170H225ZM258 172H259V171H258ZM114 173H115V172H114ZM180 173H182V172H180ZM236 173H237V170H236ZM262 173H263V170H262ZM262 173H261V174H262ZM100 174H101V173H100ZM123 174H124V173H123ZM136 174H137V173H136ZM178 174H179V173H178ZM194 174H195V173H194ZM213 174H214V172H213ZM215 174H216V173H215ZM227 174H228V176H227ZM229 174H230V175H229ZM128 175H129V174H128ZM160 175H161V174H159V176H160ZM189 175H190V174H189ZM208 175H209V174H208ZM186 176H187V175H186ZM198 176H200V172H199V175H198ZM219 176H222V175H219ZM254 176H255V175H254ZM258 176H259V175H258ZM120 177H122V176H120ZM193 177H196V176L193 175ZM243 177H244V179H243ZM248 177H249V176H248ZM2 178H3V177H2ZM29 178H31V177H29ZM101 178H102V177H101ZM189 178L192 179L191 176H189ZM198 178H199V181H200V177H198ZM201 178H202V177H201ZM206 178H207V177H206ZM206 178H205V179H206ZM220 178H221V179H220ZM251 178H252V177H251ZM263 178H264V177H263ZM117 179H118V177H117ZM121 180H122V179H121ZM197 180H198V179H197ZM207 180H211V179H207ZM248 180H251V179L249 178ZM248 180L245 181V182L243 183V185H244L246 182L249 183L250 181L248 182ZM54 181H55V180H54ZM174 181H175V180H174ZM192 181H193V180H192ZM202 181H204V180H202ZM212 181H213V180H212ZM222 181H223V182H222ZM125 182H126V181H125ZM127 182H128V181H127ZM130 182H131V181H130ZM197 182H198V181H197ZM200 182H201V181H200ZM221 182H222V184H221ZM14 183H15V182H14ZM14 183H12V185H13ZM40 183H41V182H40ZM203 183H204V182H203ZM205 183H206V182H205ZM210 183H211V184H210ZM241 183H240V187L238 188V189H239L238 191L245 192V191H244V188H245L246 186L241 187V186H242ZM247 183H246L245 185H247ZM250 183L253 184V182H250ZM260 183H262V182H260ZM18 184H19V183H18ZM125 184L127 185V183H125ZM198 184H200V183L198 182ZM213 184H212V185H213ZM252 184H251V186H252ZM12 185H11V186H12ZM212 185L210 186V188H212ZM223 185H224V186H223ZM229 185H230V184H229ZM229 185H228V186H229ZM249 185H250V184L247 185L248 187L245 188V190L248 189V188H249V189L251 188L250 190L253 191V189H254L255 187H251V186H249ZM253 185H254V184H253ZM263 185H264V184H263ZM263 185H261V187H259V188H263ZM8 186H10V185H8ZM11 186H10V188H11ZM14 186H15V184H14ZM198 186H199V185H198ZM203 186H204V185H203ZM205 186H207V185H205ZM219 186H221V187H219ZM226 186H227V185H226ZM226 186H225L224 188H226ZM228 186H227V187H228ZM255 186H256V185H255ZM0 187H1V186H0ZM16 187H17V186H16ZM23 187H24V186H23ZM23 187H22V189H23ZM25 187H26V186H25ZM45 187H46V186H45ZM231 187L233 188V187H235V186H233V184H231ZM236 187H235V190H237ZM1 188H2V187H1ZM7 188H8V187H7ZM12 188H15V187H12ZM26 188H27V187H26ZM26 188H25V191H26ZM199 188H200V186H199ZM203 188H205V187H203ZM208 188H209V187H208ZM216 188H217V189H216ZM229 188H230V187H229ZM240 188H241V189L243 188V189H242L243 191L240 190ZM15 189H17V188H15ZM20 189H21V188H20ZM33 189H34V188H33ZM206 189H207V188H206ZM220 189H219V190H220ZM233 189H234V188H233ZM256 189H257V188H256ZM8 190H9V189H8ZM28 190H30V189H28ZM49 190H50V189H49ZM201 190H202V189H201ZM219 190H218V194H220ZM231 190H232V189H231ZM259 190H260V189H259ZM263 190H264V188H263ZM10 191H11V190H10ZM13 191H14V190H13ZM25 191H24V193H25ZM30 191H32V190H30ZM30 191H29V192H30ZM210 191L214 193V191H212V189H211ZM238 191H237V192H238ZM256 191H257V190H256ZM5 192H6V191H5ZM8 192H9V191H8ZM16 192H17V191H16ZM29 192H28V193H29ZM32 192H34V190H33ZM43 192H44V191H43ZM43 192H41V193H43ZM53 192H54V191H53ZM71 192H72V191H71ZM198 192H199V191H198ZM246 192H247V190H246ZM246 192L243 193V194H246ZM258 192H259V191H258ZM263 192H264V191H263ZM12 193H13V192H12ZM17 193H18V192H17ZM45 193H46V192H45ZM45 193L42 194V195L45 196L48 192H47L46 194H45ZM51 193H52V192H50V193H48V194H50V195H49V196L51 197L50 199L53 200L52 196H53V194H55V193H53V194H51ZM56 193H57V192H56ZM215 193H214L213 195H215ZM247 193H249V191H248ZM15 194H16V193H15ZM34 194H35V193H34ZM34 194H33V195H34ZM48 194H47V195H48ZM155 194H156V193H155ZM230 194H231V192H230ZM241 194H242V193H241ZM252 194H253V193H252ZM30 195H31V194H29V199L32 198L31 200H34L35 198H33L32 196H31V198H30ZM42 195H41V201H43V198H44V200L46 201V206H47V205H50V203L47 204V203H48L47 201H49L50 199H49V200L46 199V197H47V198H49V197H48V196H46V197L43 196V197H42ZM78 195H79V193H78ZM259 195H260V194H259ZM3 196H4V195H3ZM3 196H2V197H3ZM18 196H21V195L18 194ZM56 196H57V195H56ZM243 196H244V195H243ZM243 196H242V197H243ZM246 196H247V195H246ZM254 196H255V195H254ZM12 197H13V196H12ZM12 197L10 196V198H12ZM15 197H16V196H15ZM54 197H55V196H54ZM68 197H69V196H68ZM79 197H81V198L83 199L82 196H79ZM79 197H78V198H79ZM214 197H215V196H214ZM231 197H232V196H231ZM242 197H241V198H242ZM258 197H259V196H258ZM263 197H264V196H263ZM19 198H20V197H19ZM21 198L23 199V197H21ZM216 198H217V197H216ZM219 198H220V196H219ZM244 198H246V197H244ZM24 199H25V198H24ZM27 199H28V196H27ZM29 199H28V200H29ZM258 199H259V198H258ZM261 199H262V198H261ZM263 199H264V198H263ZM25 200H26V199H25ZM25 200H24V201H25ZM37 200H38V199H37ZM37 200L35 199V200H34V203H33V201H31L30 203H33V205H34V204H35V205L38 204V206H37V205H36V206L34 205V206L37 207V208H39V203H35ZM78 200H79V199H78ZM246 200H247V199H246ZM0 201H1V200H0ZM18 201H19V199H18ZM29 201H30V200H29ZM39 201H40V200H39ZM39 201H37V202H39ZM41 201H40V203H41ZM54 201H57V199L54 200ZM60 201H61V200H60ZM241 201H242V200H241ZM249 201H250V199H249ZM251 201H252V200H251ZM22 202H23V201H22ZM43 202H44V201H43ZM49 202L52 203V201H49ZM58 202H59V201H58ZM73 202H74V201H73ZM77 202H78V201H77ZM80 202H81V201H80ZM245 202H248V201H245ZM19 203H20V205H19ZM24 203H25V202H24ZM24 203H23V205H27V204H24ZM27 203H29V202H27ZM242 203H243V202H242ZM248 203H249V202H248ZM16 204H17V202H16ZM41 204H42V203H41ZM53 204L55 205V202H54ZM61 204H62V203H61ZM61 204H60V205H61ZM208 204H209V203H208ZM252 204H253V202H252ZM5 205H6V204H5ZM8 205H9V204H8ZM18 205H19V208L17 207V209H16V207H15V205H14V207H15V209H16L17 211H19L20 206L22 205L21 201L18 202ZM18 205H16V206H18ZM28 205H31V204H28ZM33 205H31V206H33ZM51 205H52V204H51ZM62 205H64V202H63ZM187 205H188V204H187ZM250 205H251V204H250ZM250 205H247V207H248V206L250 207ZM9 206H11V204H10ZM9 206H8L7 209H9ZM12 206H13V205H12ZM34 206H33V208H35ZM42 206H43V205H42ZM42 206H40V210H42V209H41ZM52 206H53V205H52ZM74 206H75V205H74ZM165 206H166V205H165ZM216 206H217V205H216ZM236 206H237V205H236ZM241 206H242V205H241ZM263 206H264V205H263ZM263 206H262V203H261V207H263ZM6 207H7V205L5 206V208H6ZM27 207H28V206H26V208H27ZM44 207H45V206H44ZM48 207H49V206H48ZM48 207H47V208H48ZM57 207H58V206H57ZM57 207H56V208H57ZM59 207H60V206H59ZM70 207H71V206H70ZM255 207H256V205H255ZM261 207H260V208H261ZM29 208H30V207H29ZM37 208H35V209H37ZM45 208H46V207H45ZM47 208H46V209H47ZM154 208H155V207H154ZM157 208H158V207H157ZM169 208H170V207H169ZM0 209H3V208L0 206ZM7 209H5L4 212H3V210H2V212H1V213H3L2 215H1V213H0L1 217H2V216H5V217H6V219L3 217V218H4V221H7V222H6V224H7L6 226H8V223H9L10 228L14 230V231L11 230L13 234H14V232H15V229H16L19 233H25L24 230H25L26 228H28L29 225H28V224H27L28 226H27V225H22L23 223H21V222H20V223H21L20 226L17 225V224L15 223V221H16V217L18 218V216H17L18 214H16V212L13 213V210L11 209V207H10V209H9V210H12L11 212H10V211H6ZM21 209H22V208H21ZM21 209H20V210H21ZM23 209L25 210V206L23 207ZM46 209H45V210L43 209L42 211H46ZM51 209H52V208H51ZM155 209H156V208H155ZM263 209H264V207H263ZM24 210H22V213H23ZM40 210L37 209V210L34 211V209H32V207H31L30 209L27 208V211H26V213L28 212L27 214L25 213V211H24V213L26 214V216H27L28 214H30V215H28V217H30V216L32 217V213H33V212H34L35 214H37V212L40 211ZM56 210H57V209H56ZM116 210H117V209H116ZM160 210H161V209H160ZM162 210H163V209H162ZM162 210H161V211H162ZM182 210H183V208H182ZM182 210H181V211H182ZM243 210H245V209H243ZM14 211H15V210H14ZM30 211H31V212H30ZM32 211H33V212H32ZM50 211H51V210H50ZM50 211H49V209H48V210L45 212L47 215H46V217H44V219H42L41 216H43L45 213H43V215L40 214V213H38V215H40L41 218L38 219V218H39V216H38V218H36V219H38V220H40V221L43 220V221H42L43 224L40 223L41 225H44V224L47 225V223H44V221L46 222V219H47V218H48L50 221H51V220H54V219H50V218H53V215L55 216L54 218L56 219V216H57V215H55V214H56V213H55L56 211L52 210L53 212L51 211V213H54V214L51 215V213H49V215H48L47 212H50ZM59 211H60V210H59ZM143 211H144V210H143ZM158 211H159V209H158ZM188 211H189V209H188ZM224 211H225V210H224ZM40 212H41V211H40ZM66 212H67V211H66ZM110 212H112V211H110ZM162 212L164 213V211H162ZM225 212H226V211H225ZM17 213L20 214V211L17 212ZM41 213H42V212H41ZM178 213H179V212H178ZM180 213H181V212H180ZM25 214H24V216H25ZM57 214H58V213H57ZM128 214H129V213H128ZM149 214H150V212H149ZM154 214H155V213H153V215H154ZM159 214H160V213H159ZM164 214L166 215V213H164ZM224 214H225V213H224ZM226 214H227V212H226ZM237 214H238V213H237ZM21 215H22V214H21ZM50 215H51L52 217H50ZM58 215H59V214H58ZM101 215H102V214H101ZM108 215H109V214H108ZM151 215H152V212H151ZM155 215H157V214H155ZM173 215H174V213H173ZM177 215H181V217H182V214H176L175 216H177ZM235 215H236V214H235ZM33 216H34V215H33ZM69 216H70V215H69ZM118 216H119V215H118ZM127 216H128V215H127ZM147 216H148V215H147ZM149 216H150V215H149ZM158 216H159V215L156 216L157 218H155V220L158 219V220L161 222V220H162L161 218H162V217H161V215H160L161 218L159 219ZM20 217H21V218H20ZM49 217H50V218H49ZM78 217H79V216H78ZM131 217H132V219H133V218L135 217V214H134V217L130 215V216H129L130 219H127V217H126V218L123 217V218L126 219V220H128V222H129V220H130L129 223H133L132 220H131ZM139 217H140V216H139ZM143 217H144V216H143ZM143 217L141 218V219H143V221H142L141 219H140V220H141L142 223L144 222V226H143V227H144L145 230H146V226H145V225H147V220L144 219L145 217H144V218H143ZM177 217H178V216H177ZM3 218H1V219H2L1 222H4V221H3ZM22 218H23V216H20V215H19V220H20V219L22 220ZM25 218H26V217H25ZM91 218H92V217H91ZM109 218H110V217H109ZM112 218H113V217H112ZM117 218L119 219V217H117ZM136 218H137V217H136ZM136 218H135V219H136ZM149 218H150V217H149ZM165 218H166V217H165ZM173 218H174V217H173ZM179 218H180V217H178V219H179ZM210 218H211V217H210ZM212 218H213V217H212ZM1 219H0V220H1ZM23 219H24V218H23ZM27 219H28V218H27ZM48 219H47V221H48ZM57 219H58V218H57ZM63 219H64V218H63ZM67 219H68V217H67ZM105 219H106V218H105ZM118 219H117V220H118ZM124 219H122V220L125 221ZM135 219H134V220H135ZM147 219H148V218H147ZM163 219H164V218H163ZM169 219H170V218H169ZM175 219H177V218H175ZM190 219H191V218H189V219H187V218L184 219V218H183V220H188V221H189ZM17 220H18V219H17ZM58 220H59V219H58ZM64 220H65V219H64ZM96 220H97V219H96ZM117 220H115V221H117ZM120 220H121V219L118 220V221H119L118 223H120ZM140 220H139V218H138V221H140ZM148 220H149V219H148ZM158 220H157V224L159 223V225H160V222H158ZM198 220H199L198 224H199V225H200V223L202 224V222H200V219H198ZM50 221H48V226H49ZM93 221H94V220H93ZM113 221H114V220H113ZM113 221H112V222H113ZM138 221H137V219H136V220H135V224H133V227H130V228H133L132 230H134V228H135L136 226H137L136 228H138V230L140 229V228L138 227L139 224L136 225ZM149 221H150V220H149ZM173 221H174V220H173ZM173 221H172V222H173ZM178 221H180V219H179ZM188 221H186V222H188ZM223 221H224V220H223ZM232 221H233V220H232ZM16 222H17V221H16ZM37 222L39 223V221H37ZM52 222H53V221H51V223H52ZM55 222H56V221H55ZM97 222H98V220H97ZM125 222H126V221H125ZM169 222H170V221H169ZM169 222H167L168 224H163V220H162V223H161L162 226H158V227H157V228H159V229H157V232H158L159 234H163V235H165L166 238L168 237V239H166L167 242L165 243V245L163 244L164 242L161 243V241L159 242V240H158V242H157L156 240H154L155 243L157 242L156 247L158 246V248L161 250V251L158 253V252L155 250L156 247L154 248V252L156 251V252L158 253V254L156 253V255H158L157 258L155 257L156 255H155L154 252H152V251L150 252V248H149V251L146 250V251H148V253H149V252L151 253V254L149 253L150 256L154 255V256H152L154 260H155V259H156L157 261L160 260L159 263H160L161 261L165 260V259L167 258V256H168L169 258H171V256H173V255H174V258H175L176 261H177L178 256L181 257V256L183 255V253H182L183 250H181V249H184V251H187L188 249L190 250V247H191V246H190L187 250H185V249L187 248V246H186V248H185V244H184V243L182 244L183 248L178 246V244H179V243H178L179 240H178V238H175V237H174V236L177 235V231H175V232H176V233H175L176 235H174V233L172 234L173 237H174L175 239H174L172 236H171V238H169L170 236H167V235H169V233L166 235V234H165V231H164V232H161V231H160V230L162 229V228L160 229V227H163V228H165V230H166V229H167V225H170ZM183 222H185V221H183ZM186 222H185V224H186V226H187V225L190 223V221H189V223H186ZM193 222H194V220H193ZM206 222H207V221H206ZM209 222H210V221H209ZM17 223L19 224V221H18ZM26 223H27V222H26ZM38 223H37V225H38ZM51 223H50V224H51ZM57 223H58V222H57ZM68 223H69V221H68ZM138 223H139V222H138ZM145 223H146V224H145ZM151 223H152V222H151ZM164 223H166V222L164 221ZM180 223H181V221H180ZM196 223H197V222H196ZM215 223H216V222H214V224H215ZM2 224H3V223H2ZM4 224H5V223H4ZM12 224H14V226L16 227L15 229H14V227H12V226H13ZM40 224H39V225H40ZM52 224H54V223H52ZM66 224H67V223H66ZM120 224H122V222H121ZM120 224H119V225H120ZM123 224H124V223H123ZM140 224H141V223H140ZM148 224H149V223H148ZM155 224H156V223H155ZM171 224H172V223H171ZM174 224H175V221H174ZM174 224H172V225H174ZM191 224H192V223H191ZM11 225H12V226H11ZM30 225H31L32 227L34 226V224H30ZM35 225H36V224H35ZM54 225H57V226H58V224H54ZM68 225H69V224H68ZM112 225H113V226H112L111 228L114 227V224H112ZM124 225H126V227H127V225L130 226V224H128V223H125ZM124 225H123V226H124ZM134 225H136V226L134 227ZM151 225H152V226H150V227H151V229H152L154 224H151ZM163 225H165V226H163ZM172 225H171V226H172ZM177 225L179 226V229H181L180 231L184 230V226H185L184 224H182V223H181V224L177 223ZM181 225H184V226H182L183 228L181 227ZM202 225H204V224H202ZM202 225H201V226H202ZM215 225H216V224H215ZM0 226H1V223H0ZM3 226H4V225H3ZM3 226H2V227H3ZM22 226H24V227H22ZM26 226H27V227H26ZM31 226H30V227H31ZM48 226H47V227H48ZM92 226H93V225H92ZM121 226H122V225H121ZM129 226L127 227V229H129ZM131 226H132V225H131ZM141 226H142V225H141ZM141 226H140V227H141ZM178 226H176V227H178ZM4 227H5V226H4ZM4 227H3V228H4ZM30 227H29L28 231L30 230ZM32 227H31V231H33V230H32ZM34 227H35V226H34ZM36 227H37V226H36ZM42 227H43V226H40V228H42ZM45 227H46V226H44V228H45ZM55 227H56V226H54V227H50V226H49L48 228H45V229H49V228L52 229V228H55ZM108 227H109V226H108ZM117 227H118V226H117ZM126 227H122V228L125 229ZM147 227H148V225H147ZM154 227H156V226L154 225ZM172 227H173V226H172ZM199 227H200V226H199ZM7 228H9V226H8ZM22 228L24 229L23 231H22ZM88 228H89V227H88ZM141 228H142V227H141ZM144 228H142L141 230H143ZM168 228H169V226H168ZM174 228H175V226H174L171 230H173ZM193 228H194V226H193ZM33 229H34V231H33V233H34V232H35V228H33ZM37 229H39V228L37 227ZM37 229H36V231H37ZM42 229H43V228H42ZM42 229H41V231H42ZM113 229H114V228H113ZM115 229H116V228H115ZM117 229H118V228H117ZM151 229H150V230H151ZM186 229H187V228H186ZM188 229H189V228H188ZM188 229H187V230H188ZM190 229H191V228H190ZM9 230H10V229H9ZM39 230H40V229H39ZM39 230H38V231H39ZM49 230H50V229H49ZM49 230H48V231H49ZM52 230H54V229H52ZM65 230H66V229H65ZM136 230H137V229H136ZM153 230H154V231H153ZM167 230H169V229H167ZM167 230H166V231H167ZM177 230H178V228H177ZM26 231H27V230H26ZM38 231L35 232V236H36V237L33 236L35 239L32 237L31 232H30V234H29V235H31V236H29V235L26 236V234H28V233L26 232V233H25V237H30V238H29L30 240H31V239H33V240H36V239H37V240H38V237L41 238V235L39 234L40 236H38L37 233H43V232H45V233L47 234L46 230H45V231L43 230L42 232H40V231L38 232ZM58 231H59V228H57V230H54V232H53V231H51V232L55 233V234H53V236H54V235L56 236V235L59 234ZM104 231H105V230H104ZM117 231H118V230H117ZM120 231H121V230H120ZM155 231H156V229L153 228L150 232L153 233V232H155ZM159 231H160V232H159ZM162 231H163V229H162ZM169 231H170V230H169ZM9 232H10V231H9ZM59 232H60V231H59ZM126 232H127V233L130 232L131 234L133 233V237H135V236H134V235H135V234H134L135 231L132 232L131 229H130V231L127 230ZM140 232H141V231H140ZM143 232H144V233H143ZM194 232H195V231H194ZM202 232H203V231H202ZM10 233H11V232H10ZM12 233H11V235H12ZM33 233H32V234H33ZM49 233H50V231H49ZM115 233H116V232H115ZM137 233H138V232H137ZM145 233H146V231H142V234H143V235H144ZM155 233H156V232H155ZM155 233H154V234H150V233H149V234H150L151 237H152V235H154V236L157 235V234L155 235ZM166 233H167V232H166ZM184 233H187V231L184 232ZM2 234H3V232L1 233V235H2ZM4 234H5V233H4ZM16 234H17V232H16ZM46 234L44 235V236H45V237H44V240H45V242L47 243V245H49L48 242H47V240L45 239V238L47 237ZM188 234H189V233H188ZM196 234H197V232H196ZM216 234H217V233H216ZM5 235L7 236V235H9V234H5ZM23 235H24V234H23ZM23 235H22V236H23ZM42 235H43V234H42ZM49 235H50V236H48V239L51 240V238H52L53 236L51 237L52 234H49ZM103 235H105V234H103ZM170 235H171V231H170ZM181 235H182V233H181ZM192 235H193V234H192ZM201 235H203V233L200 234V235H198V236H201ZM210 235H211V234H210ZM9 236H10V235H9ZM9 236H8V237H9ZM12 236H13V235H12ZM12 236H11V237H12ZM55 236H54V238H55ZM58 236H59V235H58ZM64 236H66V235H64ZM99 236H100V235H99ZM123 236H124V235H123ZM125 236H126V235H125ZM140 236H141V238H142V235H140ZM140 236H139V237H140ZM177 236H178V235H177ZM177 236H176V237H177ZM205 236H206V237H205V238H206V241H207V243H208V239H209V238H207V237H209V236H208L207 234H205ZM211 236H212V235H211ZM211 236H210V237H211ZM13 237H16V236L14 235ZM56 237H57V236H56ZM60 237H61V236H60ZM83 237H84V236H83ZM151 237H150V238H151ZM178 237H179V236H178ZM186 237H187V236H186ZM189 237H191V236H189ZM189 237H188V238H189ZM202 237H204V236H202ZM40 238H39V241H36V242H37L38 244H39V243H44V241L41 242V239H40ZM88 238H89V237H88ZM92 238H93V237H92ZM145 238L148 239L149 237L147 238V235H145ZM156 238H158V237H156ZM160 238H162V237H160ZM196 238H197V237H195V239H196ZM205 238H203V239H201V240H204V242H205ZM8 239H9V238H8ZM17 239H18V238H17ZM17 239H16V240H17ZM24 239H25V238H24ZM26 239H27L26 241H28L29 244H30L29 248L31 247V248H30L31 250H33L32 248H34V250H36V248H42V244H40V246L37 247V246H36L37 243H35V242L33 241V242L35 243V244H33V242L31 243V241L28 240V238H26ZM60 239H61V238H60ZM93 239H94V238H93ZM127 239H128V238H127ZM142 239H143V238H142ZM151 239L153 240V238H151ZM173 239H174V240H173ZM185 239H186V238H185ZM195 239H194V240L191 239L190 241L187 240V239H186V240L188 241V243L190 242V244H191V241H193L192 244H193V243L197 244L198 247H197V250H196V251H199L198 249H200V247H201L202 244H200V246H199V243H196V242H195ZM214 239H215V238H214ZM2 240H3V239H2ZM16 240H15V241H16ZM42 240H43V237H42ZM50 240H49V242H50ZM57 240H59V238H57ZM57 240H56V241H57ZM62 240H63V239H62ZM91 240H92V239H91ZM168 240H169V241L172 240V242H170V244H169ZM15 241H14V242H15ZM17 241H18V242H21V240H19V239H18ZM26 241H24V242H26ZM103 241H104V240H103ZM141 241H143V240H141ZM163 241H165L164 238H163ZM176 241H178V242H176ZM184 241H185V240H184ZM0 242H1V241H0ZM5 242H6V240H5ZM12 242H13V241H12ZM18 242H17V243H18ZM57 242H58V241H57ZM92 242H93V241H92ZM144 242H146V241L144 240ZM147 242H148V241H147ZM197 242H198V239H197ZM204 242L201 241L200 243H204ZM212 242H213V241H212ZM2 243H3V242H2ZM141 243H143V242H141ZM148 243H149V242H148ZM148 243H144V244H148ZM150 243H151V242H150ZM150 243H149V244H150ZM155 243H154V245H155ZM207 243L205 242V243L203 244V246H202V248L205 247V251H204V249H202V248H201L202 250L200 249V252L202 251V254H203V255H204V254H207L206 252H209V250H210V249H206V248L209 247V245H207ZM219 243H220V242H219ZM0 244H1V243H0ZM20 244H21V243H20ZM31 244H32V246H31ZM51 244H53V243H51ZM92 244H93V243H92ZM94 244H95V250H94V252L97 251V250H99L100 248L102 249V248L104 247V246H102V244H101V246H100V248H99L98 243H95V242H94ZM96 244H97L98 246H96ZM104 244H105V243H104ZM149 244H148V245H149ZM159 244H160L161 246H160ZM166 244H169V245L166 246ZM205 244H206V245H205ZM208 244H210V243H208ZM34 245H35L36 248L34 247ZM43 245H44V244H43ZM53 245H54V244H53ZM58 245H59V244H58ZM105 245H106V244H105ZM148 245H147V247H148ZM152 245H153V243H152ZM152 245H149V246L151 247ZM249 245H250V244H249ZM251 245H252V244H251ZM254 245H256V244H254ZM260 245H261V244H260ZM262 245H263V244H262ZM5 246H7V245L4 244V247H5ZM26 246L28 247L27 244H26ZM164 246H165L166 248H163ZM210 246H211V245H210ZM217 246H218V245H217ZM252 246H253V245H252ZM52 247H53V246H52ZM91 247H92V246H91ZM97 247H98L99 249L96 250ZM193 247L195 248L196 245L194 246V244H193V245H192V248H191V251L188 250V251H187V254L190 253V255H192L191 252H193V250H192ZM254 247H255V246H254ZM43 248H44V246H43ZM107 248H108V247H107ZM107 248H103V249L106 250ZM209 248H210V247H209ZM244 248H245V247H244ZM256 248H257V246H256ZM260 248H261V247H260ZM262 248H263V247H262ZM5 249H6V248H5ZM16 249H17V248H16ZM19 249H20V248H19ZM92 249H94V248L92 247ZM144 249H147V248L144 247ZM163 249H165V250H166V253L168 252V254L165 255L166 257H165V256H162V257H164V258H160V259L158 260V257L161 256V254L164 252V251L162 252ZM248 249L250 250V248H248ZM254 249H255V248H254ZM1 250H2V249H1ZM17 250H18V249H17ZM21 250H22V249H21ZM23 250H24V249H23ZM41 250H42V249H41ZM43 250H44V249H43ZM49 250H50V249H49ZM104 250H103V251H104ZM141 250H142V249H141ZM46 251H47V250H46ZM91 251H92V250H91ZM101 251H102V250H101ZM110 251H111V250H110ZM144 251H145V250H144ZM194 251H195V249H194ZM196 251H195V252H196ZM224 251H225V250H224ZM243 251H244V250H243ZM245 251H246V250H245ZM20 252H21V251H20ZM42 252H43V251H42ZM210 252H211V251H210ZM32 253H33V252H32ZM36 253H37V252H36ZM107 253H108V252H107ZM160 253H161V254H160ZM176 253H178V254H179V253H182V254H180L181 256H180V255H176L177 257H175V254H176ZM76 254H77V253H76ZM102 254H103V252H102ZM102 254H101L100 256H102ZM104 254H105V251H104ZM164 254H165V253H164ZM164 254H162V255H164ZM170 254H171V255H170ZM185 254H186V253H185ZM193 254H194V253H193ZM195 254H196V253H195ZM73 255H74V254H73ZM110 255H111V254H110ZM143 255H144V254H143ZM188 255H189V254H188ZM220 255H221V254H220ZM257 255H258V254H257ZM28 256H29V257H28ZM30 256H31V254L27 253V257L30 258ZM33 256H34V255H33ZM37 256H38V255H37ZM95 256H96V255H95ZM147 256H148V255H147ZM194 256H195V255H194ZM206 256H208V255H206ZM224 256H226V255H224ZM254 256H255V255H254ZM260 256H261V255H260ZM73 257H74V256H73ZM145 257H146V256H145ZM226 257H227V256H226ZM249 257H250V256H248V259H250ZM258 257H259V256H258ZM258 257H256V259H257ZM97 258H98V257H97ZM172 258H173V257H172ZM187 258H188V256H187ZM201 258H202V256H201ZM204 258H205V257H204ZM207 258H208V257H207ZM207 258H206V259H207ZM224 258H225V257H224ZM245 258H247V257H245ZM245 258H244L243 260H245ZM254 258H255V257H254ZM3 259H4V258H3ZM26 259H27V258H26ZM35 259H36V258H35ZM63 259H64V258H63ZM98 259H99V258H98ZM102 259H103V258H102ZM148 259H150V257H148ZM162 259H163V260H162ZM178 259H180V258H178ZM248 259H247V260H248ZM256 259H254V260H256ZM259 259H262V260H263V258L259 257V258L257 259L258 262H256V264L259 263ZM19 260H20V259H19ZM64 260H65V259H64ZM74 260H75V259H74ZM74 260H73V261H74ZM108 260H109V259H108ZM167 260H168V258L166 259V262H168V263H171V262L173 261V259H172V260L170 259L171 262H169V260H168V261H167ZM180 260H181V259H180ZM186 260H187V259H186ZM191 260H192V259L190 258V262H191ZM243 260H242V261H243ZM254 260H253V257H252V259H250V260H248V261H251V262H249L250 264H252V263L254 264V262H252V261H254ZM257 260H256V261H257ZM21 261H22V259H21ZM28 261H29V260H28ZM150 261H151V260H150ZM150 261H149V262H150ZM157 261H156V262H157ZM174 261H175V260H174ZM174 261H173V262H174ZM188 261H189V260H187L186 262H184V260H183V261H182V264L187 263ZM248 261H244V262L247 264ZM263 261H264V260H263ZM263 261H262V262L260 261V262H261L260 264H262ZM32 262H33V261H32ZM88 262H90V261H88ZM98 262H99V261H98ZM105 262H106V261H105ZM163 262H165V261H163ZM183 262H184V263H183ZM190 262H189V263H190ZM244 262H243V263L240 262V263L245 264ZM62 263H63V262H62ZM64 263H67V260H66V262H64ZM102 263H103V262H102ZM113 263H114V262H113ZM179 263L181 264V262H178V264H179ZM240 263H239V264H240ZM119 264H120V263H119ZM162 264H163V263H162ZM165 264H166V263H165ZM171 264H173V263H171ZM211 264H212V263H211ZM235 264H237V262H236ZM263 264H264V263H263Z\"/></svg>", "mask_w": 264, "mask_h": 264}]
</instances>
